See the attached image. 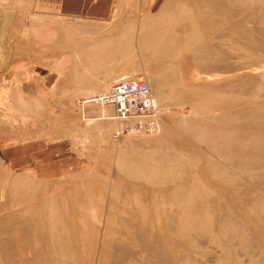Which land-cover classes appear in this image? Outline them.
I'll list each match as a JSON object with an SVG mask.
<instances>
[{
    "label": "rangeland",
    "instance_id": "374dc122",
    "mask_svg": "<svg viewBox=\"0 0 264 264\" xmlns=\"http://www.w3.org/2000/svg\"><path fill=\"white\" fill-rule=\"evenodd\" d=\"M119 4L154 135L114 139L110 109L78 104L112 84L46 86L83 19H60L59 50L0 44V264H264V0Z\"/></svg>",
    "mask_w": 264,
    "mask_h": 264
},
{
    "label": "crops",
    "instance_id": "0c3cea01",
    "mask_svg": "<svg viewBox=\"0 0 264 264\" xmlns=\"http://www.w3.org/2000/svg\"><path fill=\"white\" fill-rule=\"evenodd\" d=\"M124 11L125 7L119 4V0H0V44L5 34L17 33L18 41L38 46L39 50L51 45L59 50L62 49V38L60 32L53 29L61 25L60 19H83L82 26L76 27V37L70 39L71 44H74L71 53H75L76 59L71 58L67 67L61 53L53 59L50 68L39 70V74L48 88L55 86L57 80L61 79L58 84L62 87H59L61 92L79 95L97 93L127 74L124 48L120 43L124 22L110 19L111 14ZM83 29L86 30V37L82 36L85 34L82 31L78 32ZM97 44L103 45L102 57L95 54L94 45ZM83 45H86L84 50ZM88 45L92 47L87 48ZM82 56L86 63H83ZM6 58L7 50L0 49V60ZM66 81H69L70 88H66ZM107 109L113 112L112 107L106 106Z\"/></svg>",
    "mask_w": 264,
    "mask_h": 264
},
{
    "label": "built area",
    "instance_id": "2783aa9c",
    "mask_svg": "<svg viewBox=\"0 0 264 264\" xmlns=\"http://www.w3.org/2000/svg\"><path fill=\"white\" fill-rule=\"evenodd\" d=\"M97 103L113 108L118 125L112 132L114 139L134 135H154L159 131L163 110L155 102L146 80L119 78L107 90L78 104Z\"/></svg>",
    "mask_w": 264,
    "mask_h": 264
}]
</instances>
